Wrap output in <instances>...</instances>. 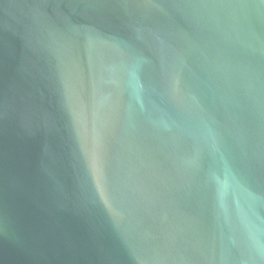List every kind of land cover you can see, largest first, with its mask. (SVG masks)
Returning a JSON list of instances; mask_svg holds the SVG:
<instances>
[{
	"label": "water",
	"instance_id": "water-1",
	"mask_svg": "<svg viewBox=\"0 0 264 264\" xmlns=\"http://www.w3.org/2000/svg\"><path fill=\"white\" fill-rule=\"evenodd\" d=\"M0 264H264V0H0Z\"/></svg>",
	"mask_w": 264,
	"mask_h": 264
}]
</instances>
